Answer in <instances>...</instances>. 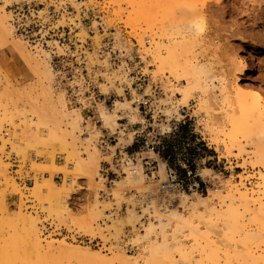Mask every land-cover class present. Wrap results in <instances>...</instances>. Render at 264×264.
Here are the masks:
<instances>
[{
	"label": "rangeland",
	"instance_id": "374dc122",
	"mask_svg": "<svg viewBox=\"0 0 264 264\" xmlns=\"http://www.w3.org/2000/svg\"><path fill=\"white\" fill-rule=\"evenodd\" d=\"M180 1L183 2V0ZM257 3H262V8L257 7ZM156 4L151 5L150 3H148L145 5H141L138 0H0V15H8L10 18L8 19L10 20L9 23L13 26V30L11 29L12 33L10 35H7L8 37L6 36L7 39L6 37H4L0 40V94L4 93L3 96H7L10 94L12 95L13 93L12 96H9L10 100L8 96L7 98H5L0 95L2 97L0 98V159L3 163L5 161V163H7H4V169L7 170L5 174L7 176L4 178V176L2 177V175H0V193L4 194L3 204L7 209L8 214L15 215L17 212L21 211L31 216L34 215L41 231L42 240H54L56 243L64 241L65 243L69 242L68 244L74 246L91 248L93 250L99 251L106 258L112 256L113 253H117L120 251L131 256V258L134 260L138 259L136 260L138 261V264H146L145 254L148 252L149 248L152 245L154 246V244H160V242H163L165 238L167 241H169L166 242L169 246V250L172 249L171 253L174 252L173 260L176 262L175 264H183L181 257L178 255V250L176 251V249L178 248V244H183V246L185 244V248L188 253L191 252L190 254L192 257V262L196 263L197 261H199V253L193 251L195 242L190 239V232L188 233V230H186L187 228L179 230L180 233H178V231L176 232V234H172L176 228L174 227L175 223L172 224V222H169L170 220H168L167 218L168 216L170 217V214L172 212H174L173 208H176L178 211L176 209L175 210L179 214L180 211H183L181 212L183 217L185 216L188 218L189 215L190 218L194 217L193 225H198L200 227V229L198 227L201 233L200 234L198 231V233L200 234L199 237L202 234L204 235L205 233L213 234V228H210L213 230L212 232H209L211 230H209L207 224L206 225L208 229H205V223H199V215L201 214L202 210H198L200 211V213L198 214L197 209H202V206H204V209L206 207L207 211L204 210V213H202L203 215H201L203 216V218L206 217L205 219H209L210 217L207 218V216L210 212L211 207L215 206V208L212 209H217V212L219 210L222 211V207L223 209L225 208V211L229 207L230 202V204L234 202L233 204L235 206H238L239 203L236 199L238 196H236L235 201H233V199L231 200V196H229L230 200L227 198L229 188H236L238 186V188L240 187V189L242 190L244 189V185L245 188L257 191V187L259 186V184H261L260 175H264V171L259 167H253L252 162H254V159L250 157L252 155V148L247 146L245 152L246 154L240 153L237 150L234 151L235 149H231V152H225L224 148L227 147H224L222 145V143H224L223 141L225 137L223 138V135L220 133L217 136L215 133H213L214 130L212 128H214V126L213 124H211L212 120L216 119L217 122L220 121L221 117L223 116L222 109H225V102L230 101L229 96L232 99L235 98V95H233L234 93H232L233 91L231 89V86L229 87L226 84H224L225 86H223L222 83L218 82L194 83L190 86V83H186V81H182V77L180 78L181 71H179L178 74H175L178 78H180L177 80V78H175L176 76H171V74L166 70L162 71L159 67V64L157 65V63L154 62L152 55L153 53H155L156 47L159 44L161 45V43L164 44L168 42V35H164V33H166L165 25L164 27L160 25V23L158 25V22L160 21L159 18L162 19L161 17H163H160V15H164V8L161 7L163 6V4ZM232 4L230 5L225 2V4L223 3L222 5H220V7H216L217 12L221 17H213L212 21H215V26H213V23H208L205 26L206 28H204V30L200 34H198L200 35V39L203 42L201 46L199 45L195 48V52L199 56L200 60H202L203 58L205 59L202 60L203 62H206L208 59H210L208 61H214L215 63L212 66H210L209 64L208 71L210 72L212 70V73L215 72L216 75H219L224 62L227 60L225 56V50L227 49L226 45H228V48L235 47V50L236 48H238L236 51L239 54L238 56L246 55L252 67L251 71L245 76V83L249 84L246 92L253 93L254 91L256 93V91L261 90V92H264L262 88L264 86V0H233ZM224 5L227 8L226 10H224L222 7ZM145 7L147 9L146 12L143 10V8ZM234 8L238 10L245 9V11L248 10L247 12H252L256 9L257 13L256 11L254 13L259 14L258 17L260 16V22H258L257 25L255 24V22L257 21H254V19H251L249 21L248 18L242 17V15L240 16L237 13H230V11ZM157 12L160 13V15L155 14ZM259 12L261 13V15ZM142 13H147L150 21L151 19H154L153 22L155 23L153 24L155 25L153 26V29L149 28V25L147 26V24L143 21V19H147V16H144L145 18L142 19V17L140 16L142 15ZM229 13L233 16H229ZM232 21L234 22V24H238L237 26H240V29L244 30V33L242 30H240L245 36L244 40H241L240 37L239 39L237 37H233L234 40L233 38H229V36L231 35L229 34L228 26H230V23H233ZM251 21L253 24L251 23ZM215 23L218 25H216ZM188 25H190L188 22L184 24V30H189ZM254 28L256 32H253ZM142 29L144 31L147 29L144 32L145 35L142 34L143 37H141V33H143ZM159 29H162V31H159ZM214 32L217 33L215 34V36ZM226 33H228L229 36ZM255 33H257L258 35ZM201 35L203 36L201 37ZM259 35L263 36H260V38H258ZM1 36L2 35L0 34V38ZM224 37H226L225 41ZM238 40L240 42H245V44H243L245 46L237 44L240 43ZM223 41L224 43H226L223 44ZM255 42L258 43V45ZM203 43L206 44H204L203 46ZM220 43H222V45ZM36 46L44 52L38 53V50L40 49H38ZM35 48L38 50L35 51ZM199 48L203 50H199ZM36 53L39 55H34ZM32 57H35V59H37V62L41 59V62L43 64L45 63L47 65V68H49L48 73L50 74L47 75L45 73V70L47 69L45 65L41 66L40 64L42 63L39 64V62L38 65L36 61L34 62V58ZM211 57L213 59L215 58L217 62L219 61L218 63L221 62L222 66L220 64H216L217 62L215 61V59L213 60ZM27 58L30 60H28ZM259 63L262 64L260 65ZM32 67H34V69ZM43 67L45 68L43 69ZM249 78L251 80H249ZM5 83H7L8 85H6L7 90L4 87ZM50 83L52 84L53 90H55L54 92H52V87L51 89L47 87V85ZM118 85H120V88H118ZM123 85L129 88L130 92L127 95L124 94V90L122 89ZM204 85L206 86V89L203 88ZM42 86L47 87L52 92L51 96L54 93L55 94L52 97L47 96L48 89H44ZM184 86L185 88L187 86L188 88L190 87L193 89H191L190 93L188 94L190 96L187 102H185L186 97L181 93L182 90L185 89ZM86 87L87 90H85ZM9 88H12L11 92ZM42 88L47 92H45L47 94L45 97ZM13 89L16 91H14ZM77 89H80L78 90V92H80L81 90L82 92L78 93L76 91ZM24 90L25 94L23 95L22 93H24ZM21 91L23 92L21 93ZM112 91H116L118 95L122 96V99L119 98L116 100L114 98V95L110 96V93H112ZM59 93L61 95H63L64 93V98L66 99L69 110L75 109V111H78L79 109V112L82 115L80 124L82 128H80V131L77 130L76 134V136H79V139L78 136L75 137V139L79 140H75L76 148L72 149V147L74 146H72L71 143H73L74 141L71 142L70 139V144L67 145L66 149L69 153L70 149L72 152L75 149L76 151L74 152H77L75 154H79V156H75L74 153L71 152L70 155L72 156L73 154V156L69 159L67 158V160L70 162H67L65 158L66 162L62 165L58 164L59 155L69 157V153L68 155H66L67 152L63 151L61 145H57L55 148H53V150L55 151L47 148L46 149L48 151H46V146H43L42 144H39L38 146L37 144L32 145L31 148L28 146V144L25 146L28 141H25L26 143L24 142L23 138L26 137L24 136L26 133H22V131L24 132L29 129L34 130V123L36 122V117L34 120L32 111L29 110L31 113L27 112L26 114V111L24 110L26 109L28 111L27 108H32V103H30V100L33 101L36 96L34 101H37V98H39L36 104L38 105L39 103L40 105L41 100L47 102L48 99L51 98L50 101H52V99H56L53 101L59 104V100L61 99L60 97H63ZM16 94L18 97L16 96ZM56 94L57 98H59L58 100L57 98H55ZM37 95L39 97H37ZM58 95L60 97H58ZM79 95L82 96L80 97ZM83 96L85 98V103L87 104V106L89 105L88 103L90 101V106L87 107L85 103L83 104L85 105L84 107L83 105H80L81 100H84ZM87 96L90 98H88ZM3 102L7 103L6 108L1 107V104H3ZM95 102L97 103V105ZM14 104H16V109L14 107ZM114 105L117 108L116 111L114 110ZM17 106L20 108L22 106L20 110H24V112L18 111L19 108ZM25 106H27V108ZM220 107L222 109H220ZM75 111H73V113L71 114H75ZM112 112L114 114H112ZM21 113H25V116ZM212 115H215L216 118ZM209 116L214 119L210 120L211 118ZM219 116H221L220 119ZM30 120L34 123L31 124ZM208 120L210 122L209 124L211 125L208 124ZM216 120H214V122ZM26 121L27 124H25ZM29 123L31 125H29ZM68 124H70L69 121L67 124H65L67 125V127L64 125L67 131L72 129V126ZM15 125H17V127ZM14 126L17 130L16 135L14 134V131L16 132ZM28 126L32 128H29ZM20 127L23 129H21ZM229 129H227V131ZM108 135L110 136L109 144H111L108 145V149L113 153V155L111 156L105 155V149H102L101 147L103 138L109 137ZM89 136H91L92 138H90ZM88 137L89 139H87ZM82 138L84 140H82ZM214 138L219 140L218 146L221 147H218L211 142V139ZM15 139H17L16 142L14 141ZM226 139L227 138H225V140ZM4 141L5 143H3ZM11 142L13 143L11 144V146L13 147H10L9 143ZM17 142L20 144H18ZM145 142L156 144L159 143L160 151H163V156L165 155V159L168 160L169 165L179 171H181V163H183V161L189 163L191 167L199 169V171H202L204 169L205 172L203 177L206 182L204 191L197 194L196 192H193V194L174 192L169 195L168 193H161L157 187L160 182H163L166 179V176H164V174L166 175L165 165H163L164 163L162 164L161 160L158 161L160 163L158 172V175L160 173L159 181H153V183L148 179L147 176H145V174H142L143 170L141 166L143 160L145 158H150L152 160L157 158L152 152L147 151ZM226 142H228V140H226ZM14 144L17 145H15L14 147ZM2 145L4 146V149ZM93 145L95 146L93 147ZM24 146L27 147L26 150ZM33 146L35 149L33 148ZM40 146H42V148H40ZM95 147L98 154L93 150L95 149ZM109 147L112 148L110 149ZM77 148H79V150ZM249 150L250 153H247V151L249 152ZM41 151L44 153H42ZM116 151H120L122 154H124L125 152H127L128 154H134L132 160H129L127 158L130 163L128 164V166H126L128 168H123V171L125 170L124 174L119 172L115 166L116 163L114 160H116L117 158V154H115ZM9 152H11V154ZM37 152H39L40 154H37ZM92 153L99 155L97 157L101 156V160L100 158H98V174L93 179H90L88 177L87 179L85 177L86 179H79L76 181L74 180L75 182L72 183V191H74L75 193H73L74 195L71 194L72 197L70 196V199L67 200V208L64 209V211L60 215L52 213V207H50L51 205L46 195L42 194L41 197L39 196L40 198H38L36 195H34V192L31 189L33 186H35L36 183L40 182V179L42 180L44 178L52 179V181H54L57 185L62 183V180L55 179V176L59 173H55L53 176L52 174L47 173V170L49 169V160L47 158L53 157V162L58 166L66 165L65 168L67 172L70 171L71 176H74L72 175V171L74 169L71 167H74V164L76 165L80 157L88 158V156L90 157ZM53 154L54 156H52ZM124 156L127 157V155ZM18 157H20V161L18 160ZM38 159H41V161ZM135 161H138V165ZM41 164H43L44 166ZM250 164L253 168L250 166ZM131 165H136L137 167H132ZM243 165H246V167H244ZM108 166H111V169H113V171L116 170V173L118 175L116 174L113 176L112 174H109L110 179H106V177L104 178L103 175L105 171H108ZM131 168L137 169V171H139L142 175L138 172L139 174L136 173L138 177L134 176L133 173L129 172ZM23 169L27 171V174ZM42 169L46 170V172ZM17 170H20V172H17ZM76 172L77 171H74V173ZM34 173L36 174L34 175ZM100 173L102 175H100ZM18 174L21 178L18 177ZM126 174H128V177H130L129 180L125 179ZM208 175L209 177L214 176V178L212 177L213 179L210 178L209 180ZM29 176H33L32 183L26 182ZM34 176L37 178H34ZM134 177L137 179H135ZM139 177L140 180H143L140 181V184L138 181ZM96 180L98 182H96ZM112 181H114L115 183ZM117 182H119V184H117ZM142 182L143 184H141ZM210 182H214V185L212 183L210 184ZM148 183H152L153 186L152 184L148 185ZM254 183L256 184V186ZM103 185L105 189H102ZM230 185L232 187H230ZM12 186L15 187L16 192L12 189ZM214 187H216L217 189H215ZM102 190H104L105 192H103ZM207 190L210 191L207 192ZM175 195H177L178 197ZM183 196L187 197H185V203L188 201L186 205L181 203L184 199ZM206 196L208 200L201 201L202 198ZM142 198L145 199L142 201ZM161 198H163L164 200H162ZM173 198L176 200L179 198L177 203ZM134 199H136V201ZM154 199H156L157 201ZM222 199L224 200V203H222ZM168 200L170 203L168 202ZM151 201L153 203H151ZM162 201L163 203L165 202V205L162 203ZM208 201L210 203H208ZM46 202L47 204H49V206L45 205ZM72 202L75 203L72 204ZM190 202L194 203L192 204ZM202 202H206L205 205H203ZM150 203L152 205H150ZM189 203L191 205V209L188 208L190 206ZM196 203L197 205H195ZM200 203L201 206L198 205ZM28 204L32 205L30 206ZM158 205L159 207H156ZM194 205L198 207L200 206L201 208L197 207V209H192ZM39 208L42 210L40 211ZM156 209L159 214L156 213ZM252 209L255 214H253L252 210L248 214L247 212H242L244 211V209H239L240 213H245L243 214V221H241L240 224H244V227L248 229L247 231L252 234V240L254 241V243L249 245L251 247L253 257L259 259L260 256L264 257V213L262 214L258 212L259 214H256L257 210L254 209V207H252ZM72 210H74V212ZM160 211L162 214L165 212L167 216L165 215L159 217V215L161 214ZM190 211L193 212V214H197L199 219H196L197 215L195 217V215L192 214L193 217H191L192 215ZM131 213L133 216L130 215ZM82 214H84V216L88 215V217L85 218L86 225L84 226H82L79 221V217L82 216ZM155 215H157L158 217ZM76 216H79V219ZM211 217L212 218L210 219L213 220V222L217 221L212 213ZM161 219L163 220V222ZM165 221L171 224L164 225ZM189 221L192 222V219ZM162 225H164L165 227L163 228ZM149 226L153 227L150 229V232ZM170 226L174 229H172ZM161 228L163 229V231L161 230ZM164 231H166L167 233H165ZM163 232L166 234V236L165 234L163 235ZM175 235L178 236V238ZM186 235L187 237H190L187 238ZM171 236L175 237V242L174 238ZM162 238L163 240H161ZM237 239L238 238H236V240ZM202 240L203 239L200 238L199 242H203ZM148 243L151 245L149 246ZM173 244L175 246V250L173 249ZM147 246L148 248L146 249ZM195 256L196 258H194ZM142 257L144 258L142 259ZM28 259L36 261V259L32 257H29ZM157 264L166 263L161 261Z\"/></svg>",
	"mask_w": 264,
	"mask_h": 264
},
{
	"label": "bare ground",
	"instance_id": "6f19581e",
	"mask_svg": "<svg viewBox=\"0 0 264 264\" xmlns=\"http://www.w3.org/2000/svg\"><path fill=\"white\" fill-rule=\"evenodd\" d=\"M139 3L141 5H145V4H148L150 3L151 5L153 4H156L157 2L160 4H163V7L164 10V15H160V13H155V14H159L160 17L162 19L159 18V22H158V25L160 23V25H162L164 27H166V33H164L165 36L168 35V42L167 43H161V45L159 44L157 47H156V51L155 53H153L152 55V58L154 59V62L157 63V65L159 64V67L162 71H167L171 74V76H176L175 74H178L179 71H181V75H180V78L182 77V81H186V83H190L189 85H193L194 83H214V82H218V83H222L223 86H225L224 84H226L227 86H231V89H232V93H234L233 95H235V98L232 99L230 96H229V100L228 102H225V109H222L220 107V109L223 110V116H219V119L220 121L219 124L217 122L216 119L214 118H211L210 116V120L214 119L216 120L215 123L214 120H212V123L214 128H212L214 130L213 133L217 135L222 134L223 135V138H227L226 140H228V142H226L225 138H224V143H222V145L224 147H227V148H224L223 150L225 152H231V149H235L234 151H239L240 153H245L246 152V147H251L252 148V152H251V156L253 159H254V162H252V165L253 167L257 168L259 167L260 169H263L264 171V92H261V91H256V93L253 91V93H247L246 89H248L247 87H249V84L248 83H245V76L247 73H249L252 69L251 65H250V62L248 61V58L246 57V55H240L238 56L239 54L236 52L238 48H236L235 50V47L234 48H228V45H226V58L227 60L224 62L223 66H222V63H218L215 59V61L217 62L216 64H220L222 66L221 68V72L219 73V75H216L215 72L212 73V70L209 72L208 71V66L210 64V66H212L215 62H211V61H208L210 59H206L207 61L203 62L202 60H200L199 56L196 54L195 52V48L198 47L199 45L201 46L202 44V40L200 39V34L204 28H206L205 26L209 23H213V26L214 25V22L212 21L213 20V17L215 18L216 16H220V14L217 12V8L216 7H220V5H222L223 3L225 4V2H227L228 4H232L233 0H183V2H181L180 0H138ZM235 1V0H234ZM156 4V5H159V4ZM236 3V2H235ZM257 7H261L262 8V3H257ZM229 6V5H228ZM233 6V4H232ZM256 6V4H255ZM224 10H226V6H222ZM231 7V6H230ZM235 7V6H234ZM256 7V8H257ZM141 8V7H140ZM233 8V7H232ZM236 8V7H235ZM233 9L230 11V13H237L238 15H242V17H246L249 19V21L251 19H254V21H257L255 22V24H257L259 21V17L258 15L259 14H255L254 12L256 11V9L252 12H247L244 10H238V9ZM142 9V8H141ZM222 9V8H221ZM229 9V8H228ZM231 9V8H230ZM143 10L146 12V7L143 8ZM251 11V10H250ZM142 12V11H141ZM140 12V13H141ZM221 12V11H220ZM227 12V11H226ZM228 13V12H227ZM229 13V14H230ZM257 13V11H256ZM260 13V12H259ZM264 14V13H263ZM2 15V14H1ZM0 15V34L3 36H1L0 40L3 39L4 37H6L7 35H10L12 33V24L9 23L10 19L8 15H5L3 14L2 16ZM222 15V14H221ZM261 15V13H260ZM143 18H145L144 16H147V13L140 15ZM151 16V15H150ZM157 16V15H156ZM223 16V15H222ZM229 16H233L232 14H230ZM236 16V15H235ZM263 16V15H262ZM158 17V16H157ZM221 17V16H220ZM241 18V17H240ZM262 18V17H261ZM149 22H148V20ZM147 19H143V21L147 24V26L149 25V28L153 29V26L155 24L154 19L150 21V19L148 18L147 16ZM157 19V18H156ZM219 19V18H218ZM222 20H225V19H222ZM238 21V20H237ZM253 21V20H252ZM251 21V23H252ZM143 22V23H144ZM188 22L190 25L189 26V30H184L183 26L184 24ZM233 22V21H232ZM241 22V21H240ZM239 23V22H238ZM243 23V22H242ZM157 24V23H156ZM216 24V23H215ZM253 24V23H252ZM254 24V26H255ZM218 25V24H216ZM238 24H234V22L231 24L230 23V26H228V31H229V34L231 36H229L228 33V36L229 38H233V37H237L239 39V37L241 38V40H244L245 39V36L243 35L244 33V30L240 29L238 26ZM240 25H243V24H240ZM258 25V24H257ZM260 25V24H259ZM262 25V24H261ZM264 25V24H263ZM209 26V25H208ZM252 26V27H254ZM159 27V26H158ZM257 27V26H256ZM148 28V27H147ZM148 28V29H149ZM209 28V27H208ZM215 28V27H214ZM12 29V30H11ZM165 29V28H164ZM216 29V28H215ZM218 29V28H217ZM147 30V29H146ZM145 30V31H146ZM214 30V29H212ZM242 30L243 33L240 31ZM247 30V29H246ZM258 30V29H256ZM143 29H142V32L141 33V37H143L142 34H144L145 32ZM153 31V30H152ZM155 31V29H154ZM159 31H162V29ZM217 31V30H216ZM224 32V31H222ZM246 32V31H245ZM253 32H256L255 31V28H254V31ZM258 32V31H257ZM262 32V31H261ZM148 33V32H147ZM213 33V32H212ZM260 33V32H259ZM215 33L214 32V36H215ZM246 34V33H245ZM257 34V33H255ZM262 34V33H261ZM145 35V34H144ZM220 35V34H219ZM258 35V34H257ZM203 35H201L202 37ZM218 36V35H217ZM260 36H263V35H259L258 38H260ZM8 37V36H7ZM6 37V39H7ZM257 37V36H256ZM159 38V37H158ZM206 38V37H205ZM223 38V37H221ZM225 38L224 37V41H225ZM257 38V39H258ZM162 39V38H161ZM218 39V38H217ZM143 40V38H142ZM204 40V39H203ZM227 40V39H226ZM234 40V38H233ZM263 40V38H262ZM260 40V41H262ZM148 41V40H147ZM218 41V40H217ZM222 41V40H221ZM224 41L222 42L223 44ZM239 41V40H238ZM250 41V40H249ZM248 41V42H249ZM257 41V40H256ZM146 42V40H145ZM157 42V41H156ZM240 42V41H239ZM258 42V41H257ZM158 43V42H157ZM218 43V42H217ZM222 43H220L222 45ZM256 43V42H255ZM204 44L206 43H203V46ZM233 44V43H232ZM237 44H240L241 46H245L243 44H245V42H240V43H237ZM249 44V43H248ZM258 45V43H256ZM261 45V43H260ZM219 46V45H218ZM231 46V45H230ZM247 46V45H246ZM249 46V45H248ZM256 46V45H255ZM37 47V46H36ZM143 47V46H142ZM19 48V47H18ZM38 49H40L39 47H37ZM202 48V47H201ZM205 48V47H204ZM221 48V47H219ZM224 48V47H223ZM240 48V47H239ZM252 48V46H251ZM250 48V49H251ZM38 49L35 48V51H37ZM242 49V48H241ZM249 49V50H250ZM258 49V48H257ZM199 50H203V49H200ZM242 51V50H241ZM247 51V50H246ZM251 51V50H250ZM39 52H44L43 50L41 51L38 50V53ZM148 52V51H147ZM224 52V51H223ZM144 53H145V50H144ZM205 53V52H204ZM255 53V52H254ZM33 54V53H32ZM206 54V53H205ZM228 54V55H227ZM244 54V53H243ZM34 55H39V54H34ZM149 55V54H148ZM252 56V55H251ZM145 57V56H143ZM205 57V56H204ZM34 58V62L36 61L37 62V59H35V57H32ZM225 58V57H224ZM28 59V58H27ZM144 59V58H143ZM250 59V58H249ZM30 60V59H28ZM205 60V59H204ZM42 60L40 59L39 64L42 63L41 62ZM31 62V61H30ZM37 62V64H38ZM209 62V63H208ZM223 62V61H222ZM263 63V61H262ZM261 63V64H262ZM38 64V65H39ZM260 64V63H259ZM260 64V65H261ZM36 65V64H35ZM41 66L45 65V67L47 68V65L44 63L40 64ZM259 65V66H260ZM38 67V66H37ZM40 67V66H39ZM43 67V69L45 68ZM34 69V67H32ZM48 69V71H47ZM45 70V73L48 75L50 73L49 72V68H47ZM214 69V68H213ZM259 69V68H258ZM261 69V67H260ZM216 70V69H215ZM263 70V69H262ZM261 70V71H262ZM220 71V70H219ZM260 72V71H259ZM44 73V72H43ZM42 73V74H43ZM44 73V74H45ZM264 73V72H263ZM43 74V75H44ZM45 76V75H44ZM249 76V75H248ZM46 77V76H45ZM178 79L177 76L175 77ZM176 80V79H174ZM249 80H251L249 78ZM263 80V79H262ZM264 83V82H263ZM4 84V83H3ZM51 84V83H50ZM48 84L47 87L49 89H51L52 87V84L50 85ZM93 84V83H92ZM91 84V85H92ZM7 83H5V89L7 88ZM50 85V86H49ZM46 86V85H44ZM42 86L44 89H46L47 87H44ZM88 86V85H87ZM120 86V85H118ZM124 86V85H123ZM202 86V85H201ZM75 87V86H73ZM126 87V86H125ZM206 86L204 85V89ZM250 87H253V86H250ZM258 87V86H257ZM261 87V86H260ZM42 88V90H43ZM47 88V89H48ZM97 88V87H96ZM95 88V89H96ZM123 88V87H122ZM136 88V86H135ZM185 88V86H184ZM263 90H264V86L262 87ZM260 88V89H262ZM48 89V90H49ZM72 89V87H71ZM85 89V88H83ZM98 89V88H97ZM192 88H188L186 86V88L184 90H182V94L186 97L185 98V102L188 101V98L190 95H188L190 93V90ZM7 90V89H6ZM10 92L12 90V88H9ZM8 90V91H9ZM14 90V89H13ZM41 90V91H42ZM48 95L46 94V90H43L44 92V97L47 95L49 97H52L51 96V93L54 92L55 90H53V87H52V92L48 91ZM78 90L80 89H77L76 91L78 92ZM87 90V87L86 89ZM193 90V89H192ZM254 90V88H253ZM256 90V88H255ZM5 91V90H4ZM16 91V90H14ZM18 91V90H17ZM245 91V92H244ZM7 92V91H6ZM9 92V93H10ZM23 91H21L22 93ZM46 92V93H45ZM58 92V91H57ZM61 92V91H60ZM82 92V90L80 91ZM78 92V93H80ZM129 92V91H128ZM249 92V91H248ZM83 93H84V90H83ZM246 93V94H245ZM4 93H1L0 95H2V97H5L7 98V96H12L10 95H4ZM23 95L25 94V90H24V93H22ZM27 94V93H26ZM42 94V93H40ZM60 94V93H59ZM75 94V93H74ZM127 94V93H126ZM231 94V93H230ZM248 94V95H247ZM39 95V94H38ZM37 95V97H39ZM61 95V94H60ZM83 95V94H82ZM81 95V96H82ZM17 96V94H16ZM31 96V95H30ZM29 96V97H30ZM43 96V95H42ZM57 98V94L55 95ZM63 97H60L58 95V97H60L61 99L59 100V104H57L56 102H54L53 100H56V99H52V101H50L51 98L48 99L47 102H44L43 100H41L40 102V105L38 103V105L36 104V102H38V99L37 98V101H31L30 100V103L32 108H27V106H25L28 111L26 109H24L26 111V114L27 112L29 113L30 111H32V114L34 116V120H35V117H36V122H31L30 120V123H34L35 126H34V130H31L29 128H32V127H29L28 129L29 130H26V131H22V133H26L24 136H26L24 139V142L25 141H28L25 146L28 144L29 147H31L32 145H36L37 146L39 144H42L43 146H46L45 149H51L53 150V148H55L57 145H61L63 151L67 152L66 155H68V151L66 150L67 149V145L70 144V141H74L72 144V149L73 148H76V145H75V140L77 141L79 139V136H78V139H75L76 134H77V130L80 131V128H82V126L80 125L81 124V119H82V115L81 113L79 112V109L78 111H75L74 110H69V107L66 103V99L64 98V93L63 95H61ZM80 96V95H79ZM80 96V97H81ZM0 96V98H2ZM18 97V96H17ZM43 97V99H44ZM79 97V98H80ZM88 97V96H87ZM93 97V96H92ZM91 97V98H92ZM233 97V96H232ZM84 98V96H83ZM90 98V97H88ZM228 98V97H227ZM232 100H231V99ZM14 99V97H13ZM59 98H57L58 100ZM73 99V98H72ZM87 99V98H86ZM9 100H10V97H9ZM28 100V99H27ZM80 100V99H79ZM92 100V99H91ZM3 101V100H2ZM8 101V100H7ZM12 101V100H11ZM61 101V103H60ZM84 101H85V98H84ZM94 101V100H93ZM225 101V100H224ZM223 101V103H224ZM6 102V101H5ZM18 102H21V101H18ZM72 102V101H71ZM80 102V101H78ZM222 102V101H221ZM16 103V102H15ZM24 103V102H23ZM75 103V102H74ZM96 103V102H95ZM6 104L7 103H4L1 104V107L3 108H6ZM17 104V103H16ZM16 104H14V107L16 106ZM29 104V102H28ZM90 106V101L88 103ZM115 104V103H114ZM3 105V106H2ZM22 105V103H21ZM70 105V104H69ZM81 105V104H80ZM85 105L87 106V104L85 103ZM83 105V107L85 106ZM93 105V104H92ZM91 105V106H92ZM95 105V104H94ZM97 105V103H96ZM19 106V105H18ZM17 106V107H18ZM24 106V105H23ZM87 106V107H88ZM117 106V104H116ZM74 107V106H73ZM80 107V106H78ZM95 107V106H94ZM115 107V105H114ZM19 110L18 111H21V112H24V110H20L22 108L18 107ZM116 108V107H115ZM114 110L116 111L117 108ZM16 109V107H15ZM73 109V108H72ZM77 109V108H76ZM30 110V111H29ZM119 110V109H118ZM72 111V112H71ZM73 111H75L74 113L75 114H71L73 113ZM113 111V110H112ZM114 112V111H113ZM112 112V114H114ZM31 113V112H30ZM25 116V113H21ZM31 114V116H32ZM221 114V113H220ZM100 115V114H99ZM213 117L215 115H212ZM102 118V117H101ZM100 118V119H101ZM216 118V116H215ZM218 118V117H217ZM30 119V118H29ZM99 119V120H100ZM71 120V121H70ZM84 120V119H83ZM82 120V121H83ZM123 120V119H121ZM222 120V121H221ZM68 121L70 122V126H72V129L67 131L65 129V126L67 127V124ZM103 121H104V118H103ZM29 122V121H28ZM102 122V121H101ZM29 123V125H31ZM209 120H208V124H209ZM221 123V124H220ZM27 124V121L26 123ZM97 124V123H96ZM207 124V125H208ZM209 124V125H211ZM18 125V124H17ZM17 125H15L17 127ZM65 125V126H64ZM119 125V124H118ZM219 125V126H218ZM1 126V125H0ZM15 126H14V129H15ZM19 126V125H18ZM25 127V126H24ZM97 127V126H96ZM107 127V126H106ZM219 129H217V128ZM21 128V127H20ZM19 128V129H20ZM230 128V129H229ZM23 129V128H21ZM27 129V127H26ZM122 129V128H121ZM210 129V130H212ZM227 129H229L227 131ZM16 130V129H15ZM14 131V130H13ZM82 131V130H81ZM88 131V130H87ZM121 131V130H120ZM101 132V131H100ZM108 132V131H107ZM127 132V131H126ZM134 132V131H133ZM17 133V130L16 132L14 131V134L16 135ZM21 133V132H20ZM129 133V132H128ZM212 133V134H213ZM79 134V133H78ZM104 134V133H103ZM211 134V133H210ZM14 135V137H15ZM113 135V134H112ZM20 136V135H19ZM22 136V135H21ZM94 136V135H93ZM106 136V135H105ZM109 136V135H108ZM214 136V135H213ZM23 137V136H22ZM22 137H21V140H22ZM90 138H92L91 136H89ZM89 137L87 139H89ZM103 138V137H102ZM218 138V137H217ZM71 139V140H70ZM81 139V138H80ZM20 140V139H19ZM70 140V141H69ZM82 140H84L82 138ZM91 140V139H90ZM223 140V139H221ZM6 141V140H5ZM5 141L3 143H5ZM15 142L17 141V139L14 140ZM79 141V140H78ZM94 141V140H93ZM10 142V141H9ZM22 142V141H21ZM99 142V141H98ZM101 142V140H100ZM211 142L215 145H219V140H217L216 138L214 139H211ZM210 142V143H211ZM18 143V142H17ZM136 143V142H135ZM221 143V142H220ZM10 144V147H13L11 146V144H13L12 142L9 143ZM20 144V143H18ZM22 144V143H21ZM24 144V143H23ZM31 144V145H30ZM79 144V143H78ZM15 145L17 144H14V147ZM99 145V143H98ZM161 145V144H160ZM3 146V145H2ZM21 146V145H20ZM23 146V145H22ZM24 146V147H25ZM95 145H93L94 147ZM23 147V148H24ZM28 147V148H29ZM36 147V146H35ZM69 147V146H68ZM70 147V148H71ZM98 147V146H97ZM100 147V146H99ZM218 147H221V146H218ZM32 148V147H31ZM34 148V146H33ZM40 148H42V146H40ZM110 148V147H109ZM112 148V147H111ZM110 148V149H111ZM217 148V147H216ZM2 149V148H1ZM3 149H4V146H3ZM2 149V150H3ZM9 149V148H8ZM14 149V148H13ZM22 149V148H21ZM20 149V150H21ZM27 149V147H25V150ZM35 149V148H34ZM44 149V147H43ZM46 149V151H48ZM60 149V148H58ZM61 149V150H62ZM79 150V148H77ZM93 149V148H92ZM103 149V148H102ZM147 149V148H146ZM38 150V149H37ZM35 150V151H37ZM94 152L96 151V147L95 149H93ZM98 150V149H97ZM106 150V149H105ZM19 151V150H18ZM22 151V150H21ZM24 151V149H23ZM55 151V150H53ZM58 151V150H57ZM74 151H76L74 149ZM72 152L71 149H70V153H74L75 156H79V154H75L77 152ZM91 151V150H90ZM148 151V150H147ZM26 152V151H25ZM42 152V151H41ZM50 152V151H49ZM52 152V151H51ZM62 152V151H61ZM81 152V151H80ZM92 152V151H91ZM112 152V151H111ZM163 152V151H162ZM165 152V151H164ZM2 153V152H1ZM11 154V152H9ZM8 153V154H9ZM20 153V152H19ZM22 153V152H21ZM24 153V152H23ZM36 153V152H35ZM33 153V154H35ZM44 153V152H42ZM54 153V152H53ZM64 153V152H63ZM69 153V157H65L66 160L67 158L69 159L70 157L72 156L70 155ZM79 153V151H78ZM97 153V151L95 152ZM116 153V152H115ZM239 153V154H240ZM247 153H250V150L249 152L247 151ZM14 154V152H13ZM27 154V153H26ZM37 154H40L39 152H37ZM51 154V153H50ZM55 154V153H54ZM54 154L52 156H54ZM98 154V153H97ZM97 154H91V156L89 157V153H88V158L87 157H80L76 163V165L74 164V167L72 166L71 168H73L74 170L72 171L74 176H71V172L66 170V165L65 166H58L56 165L54 162H53V157H48L47 159L49 160V165H48V170H47V173H50L52 174V176L56 173H62L63 174V181L62 183L60 184H55L54 181H52V179L50 178H44V179H40V182L36 183L35 186H33L31 189L32 191L34 192V195H36L38 198L41 197V195H46L49 203H50V207H52V213L56 214V215H60L64 209L67 208L68 205L67 204V200L70 199V196L71 194L75 193L74 191H72V183H74L76 180H79V179H86L87 177L90 178V179H93L96 177V175L98 174V168H99V159L101 160V156L100 157H97L99 155ZM246 154V153H245ZM21 155V154H20ZM30 155V154H29ZM113 155V153H112ZM137 155H138V152H137ZM162 155V154H161ZM47 156V155H46ZM56 156V155H55ZM61 156V155H59ZM85 156V155H84ZM15 157V156H14ZM170 157V156H169ZM249 157V156H248ZM20 157H18V160L20 161L19 159ZM28 158V156H27ZM45 158V157H44ZM116 158V157H115ZM142 158V157H141ZM10 159V158H9ZM12 159V158H11ZM150 159V158H149ZM156 159V158H155ZM8 160V159H7ZM30 160V159H29ZM41 161V159H38ZM42 160H45V159H42ZM73 160V159H72ZM39 161V162H40ZM57 161V160H56ZM159 161V160H158ZM253 161V160H252ZM6 162V161H5ZM4 162V163H5ZM10 162V161H9ZM46 162V161H45ZM48 162V161H47ZM67 162H70L67 160ZM75 162V160H74ZM136 162V161H135ZM184 162V161H183ZM251 162V161H250ZM1 159H0V175H2V177L4 176V178L7 176L5 174V172L7 171L6 169H4V165L7 164L5 163L4 164ZM20 163V162H19ZM37 163V161H36ZM41 163V162H40ZM114 163V161H113ZM116 163V162H115ZM130 163V161H129ZM137 165H138V161L136 162ZM12 164V163H11ZM39 164V163H38ZM59 164V163H58ZM160 164V163H159ZM163 164V163H162ZM246 164V163H245ZM19 165V164H18ZM26 165V164H25ZM43 165V164H41ZM47 165V164H46ZM60 165V164H59ZM115 165V164H114ZM164 165V164H163ZM30 166V165H29ZM44 166V165H43ZM132 166V165H131ZM136 166V165H134ZM132 166V167H134ZM140 166V165H139ZM244 167H246V165H243ZM251 166V164H250ZM111 167V166H110ZM137 167V166H136ZM142 167V166H141ZM164 167V166H163ZM252 167V166H251ZM252 167V168H253ZM46 168V167H45ZM44 168V169H45ZM101 168V167H100ZM124 168V167H123ZM125 168H128V167H125ZM195 168V167H194ZM27 169V168H26ZM42 169V170H44ZM68 169V168H67ZM130 169V168H129ZM128 169V170H129ZM132 169V168H131ZM243 169V168H242ZM24 171H26L25 169H23ZM30 170V169H29ZM118 170V169H117ZM126 170V171H128ZM207 170V169H205ZM20 172V170H17V172ZM46 172V170H44ZM74 171H77L76 173H74ZM125 171V170H124ZM209 171V170H208ZM29 172V171H28ZM34 172V170H33ZM43 172V171H42ZM41 172V173H42ZM106 172V171H105ZM114 172H117L116 170H114ZM130 172V171H129ZM128 172V173H129ZM139 171H137L138 173ZM204 169L201 171V174L204 175ZM207 172V171H206ZM15 173V172H14ZM24 173V172H23ZM46 173V174H47ZM102 173V171H101ZM100 173V175H102ZM126 173V172H125ZM140 173V172H139ZM138 173V174H139ZM210 173V172H209ZM16 174V173H15ZM26 174H27V171H26ZM36 173H34L35 175ZM105 174V173H104ZM117 174V173H116ZM141 174V173H140ZM143 174V173H142ZM141 174V175H142ZM206 174V173H205ZM216 174V173H215ZM19 175V174H18ZM17 175V176H18ZM30 175V174H29ZM41 175V174H40ZM118 175V174H117ZM121 175V174H120ZM131 175V174H129ZM133 175V174H132ZM212 175V174H211ZM27 176V175H26ZM24 176V177H26ZM104 176V175H103ZM159 176H160V173H159ZM164 176H166L164 174ZM218 176V175H217ZM216 176V177H217ZM20 177V175L18 176ZM30 177V176H29ZM39 177V176H38ZM42 177V176H41ZM86 177V178H85ZM128 174H126V178L125 179H130V177H128ZM136 177H138L136 175ZM214 178V176H212ZM212 177H209L208 175V178L210 180V178ZM21 178V177H20ZM34 178H37L34 176ZM87 178V179H88ZM105 178V177H104ZM103 178V179H104ZM135 178V177H134ZM133 178V180H134ZM160 178V177H159ZM212 178V179H213ZM259 178V177H258ZM7 179V178H6ZM10 179V178H9ZM132 179V177H131ZM137 179V178H135ZM149 179V178H148ZM8 180V179H7ZM37 180V179H35ZM75 180V181H74ZM142 180V179H141ZM140 177L138 179L139 181V184H140ZM150 180V179H149ZM218 180H219V177H218ZM260 180H261V184H259V186L257 187L258 190L254 191V190H250L248 188H245V186L243 185V188L244 189H240V187L238 188V186L235 188H229L228 189V199L230 200L229 196H231V200L233 199V201H235V198L236 196H238L236 199H237V202L239 203L238 206H235L233 203L230 204L229 203V207L224 211L223 207H222V211H217L215 209H212V208H215L214 207H211L210 209V212L215 216L216 220L215 222H213V220H211L210 218L211 217V213L209 212L208 217H210L209 219H205L203 218V214L204 213V210H206L207 208L205 207L204 209V206H202L203 208L202 209H197L198 206H195L197 205V203L192 207V209H197V212L198 214L200 213V211L198 210H202L201 211V214L199 215L200 216V222L199 223H202L206 226H204V228L206 229L207 228V225H208V228L209 232H212V230L214 231L213 234L211 233H205L204 235L202 234L200 237L199 235L201 234L200 233V227L198 225H193V220H194V217L193 215H196L197 214H193V212H191V217L193 218H190V215L188 218L187 217H183L182 216V213L183 211H180V214L178 212H176V208H173L174 212H172L170 214V217L168 216V220H170L169 222H172V224L175 223L174 227L175 228V231L172 233V234H176V232H178L179 230H182L183 228H187L186 230H188V233L189 235L192 237H190V239H192V241L195 242L194 244V249L193 251L194 252H198L199 253V261H197L196 263H193L192 262V257H191V252L188 253V251L186 250V246L184 244L180 245L178 244V248L176 249V251L178 252V255L181 257V260H182V263L183 264H264V257L260 256L257 257L259 259H256L255 257H253V254H252V251H251V247L249 244H253L254 241L252 240L253 236L252 234H250L244 227V224H240L241 221H243V213L242 212H247L248 214L251 212H253V209L252 207H254V209H256L257 213L256 214H259V213H264V175H260ZM259 180V181H260ZM2 181V179H1ZM10 181V180H9ZM23 181V180H21ZM143 181V180H142ZM152 181V180H151ZM163 181V180H162ZM213 181V180H212ZM12 182V181H11ZM34 182H37V181H34ZM96 182H98L96 180ZM114 182V181H112ZM121 182V181H119ZM119 182H117V184H119ZM133 182V181H132ZM153 182V181H152ZM208 182V181H207ZM19 183V182H18ZM93 183V182H92ZM106 183V182H105ZM115 183V182H114ZM147 183V182H145ZM144 183V184H145ZM154 183V182H153ZM213 184L214 182H210V184ZM216 183V182H215ZM219 183V182H218ZM228 183V182H227ZM230 183V181H229ZM14 184V183H13ZM107 184V183H106ZM143 184V182L141 183ZM152 184V183H151ZM148 183V185H151ZM157 184V182H156ZM208 184V183H207ZM220 184V183H219ZM245 184V183H243ZM255 184V183H254ZM258 184V183H257ZM15 185V184H14ZM102 185V184H101ZM147 185V184H146ZM155 185V184H154ZM214 185V184H213ZM10 186V185H9ZM16 186V185H15ZM32 186V185H31ZM74 186V185H73ZM153 186V184H152ZM151 186V187H152ZM256 186V184H255ZM230 187H232L230 185ZM253 187V185H252ZM107 188V187H106ZM215 189H217L216 187H214ZM12 189L16 192L15 190V187L12 186ZM102 189H105L104 188V185H103V188ZM135 189V188H134ZM156 189V188H155ZM208 189V187H207ZM213 189V188H212ZM11 190V189H10ZM13 191V192H14ZM96 191V190H95ZM103 192H105L104 190H102ZM137 191V190H136ZM210 191V190H207V192ZM18 192H19V189H18ZM153 192V191H152ZM216 192V190H215ZM108 193V192H107ZM146 193V192H145ZM144 193V194H145ZM150 193V192H149ZM148 193V194H149ZM230 193V194H229ZM20 194V193H19ZM102 194V193H101ZM147 194V195H148ZM171 194V193H168V195ZM193 194V193H192ZM191 194V195H192ZM197 194V193H196ZM211 194V193H210ZM74 195V194H73ZM92 195V194H91ZM106 195V194H105ZM132 195V194H131ZM157 195V194H156ZM160 195V194H159ZM183 195V194H182ZM40 196V197H39ZM94 196V195H93ZM134 196V195H133ZM142 196V195H140ZM146 196V195H145ZM149 196V195H148ZM173 196V194H172ZM171 196V198H172ZM177 196V195H175ZM180 196V195H179ZM208 196V195H207ZM207 196L206 197H203L201 201L203 200H208L207 199ZM235 196V197H234ZM72 197V196H71ZM103 197V196H102ZM164 197V196H163ZM178 197V196H177ZM184 197V199H183ZM182 197V204H187V202L185 203V199L187 198L186 196H183ZM186 197V198H185ZM4 194L0 193V264H138V259L134 260L131 258V256L127 255L126 253L124 252H117V253H113L112 256L106 258L104 255H102L99 251L97 250H93L91 248H85V247H78V246H74V245H71V244H68V243H65L64 241L63 242H58L56 243L54 240V242L51 240V241H47V240H42L41 238V231L39 229V226H38V223L33 216L31 215H28L26 213H23L21 211L17 212L15 215H11V214H8L7 213V209L5 208L4 206ZM30 198V197H29ZM32 198V197H31ZM105 198V197H104ZM148 198V197H147ZM166 198V197H165ZM189 198V197H188ZM73 199V198H72ZM138 199V198H136ZM136 199H134L136 201ZM145 199V198H144ZM142 198V201L144 200ZM151 199V198H150ZM162 200H164L163 198H161ZM174 199V198H173ZM198 199V197H197ZM196 199V200H197ZM152 200V199H151ZM156 200V199H154ZM176 200V199H174ZM179 200V198L176 200V203L177 201ZM190 200V199H189ZM75 201V199H74ZM138 201V200H137ZM140 201V200H139ZM157 201V200H156ZM155 201V202H156ZM161 201V200H160ZM167 201V200H165ZM199 201V199H198ZM200 201V202H201ZM224 200L222 199V203ZM69 202V201H68ZM77 202V201H76ZM141 202V201H140ZM145 202V201H144ZM169 202V200H168ZM167 202V203H168ZM236 202V203H237ZM32 203V202H31ZM71 203V201H70ZM75 203V202H72V204ZM143 203V202H142ZM148 203V201H147ZM151 203H153L151 201ZM150 203V205H152ZM159 203V202H157ZM163 203V201H162ZM165 203V202H164ZM163 203V204H164ZM170 203V202H169ZM190 203H194V202H190ZM189 203V205H190ZM206 202H202L203 205H205ZM208 203H210L208 201ZM180 204V203H179ZM30 205V204H28ZM32 205V204H31ZM30 205V206H31ZM34 205V204H33ZM45 205H48L47 202ZM44 205V206H45ZM165 205V204H164ZM163 205V206H164ZM188 205V206H189ZM201 206V203L198 204ZM237 205V204H236ZM43 206V205H42ZM71 206V205H70ZM96 206V205H95ZM154 206V205H153ZM162 206V205H161ZM199 206V207H200ZM212 206V205H211ZM38 207V206H37ZM156 207H159L156 206ZM198 207V208H199ZM244 209V211H242L240 213L239 209ZM42 208V207H41ZM71 208V207H70ZM191 209V205L188 207ZM201 208V207H200ZM217 208V207H216ZM34 209V208H33ZM40 209V208H39ZM69 209V207H68ZM155 209V208H154ZM158 209V208H157ZM156 209V213L159 214V212L157 211ZM176 209V210H175ZM189 209V210H190ZM209 209V208H208ZM221 209V208H220ZM30 210V209H29ZM35 210V209H34ZM42 209H40L41 211ZM159 210V209H158ZM171 210V209H170ZM170 210H169V213H170ZM215 210V211H214ZM38 211V210H37ZM74 212V210H72ZM178 211V210H177ZM207 211V210H206ZM205 211V212H206ZM213 211V212H212ZM44 212V211H43ZM51 212V211H50ZM187 212V211H186ZM259 212V213H258ZM161 213V211H160ZM167 213V212H166ZM185 213V212H184ZM164 214V215H163ZM161 213L159 215L160 216H165V212L164 213ZM253 214H255V212H253ZM64 215V214H63ZM86 215V214H85ZM90 215V214H89ZM113 215V214H112ZM131 216L132 213L130 214ZM169 215V214H168ZM186 215V214H185ZM187 215V216H188ZM207 215V214H206ZM261 215V214H260ZM157 216V215H155ZM167 216V215H166ZM202 216V217H201ZM205 216V215H204ZM262 216V215H261ZM77 218L79 216H76ZM88 217V215L84 216V214H82V216H80V223L82 224V226L86 225V221H85V218ZM158 217V216H157ZM78 218V219H79ZM162 218V217H161ZM187 218V219H186ZM202 218V219H201ZM214 218V219H215ZM160 219V218H158ZM157 219V220H158ZM164 219V218H163ZM192 219V222L189 221ZM197 220L199 219L198 218V215H197ZM162 220V219H161ZM160 220V221H161ZM167 220V221H168ZM246 220V219H245ZM78 221V220H77ZM220 221V222H219ZM163 222V220H162ZM161 222V223H162ZM167 223L165 221V224H171V223ZM217 222V223H216ZM219 222V224H218ZM245 223V222H244ZM207 224V225H206ZM217 224H218V227H217ZM159 225V224H158ZM162 225V227L164 228L165 226ZM168 226V225H167ZM166 226V227H167ZM150 227V226H149ZM171 227V226H170ZM199 227V229H198ZM153 228V227H150L149 228V232L151 231L150 229ZM168 228V227H167ZM172 228V227H171ZM207 228V229H208ZM210 228H213V229H210ZM218 228V229H217ZM174 229V228H172ZM62 230V229H61ZM161 230L163 231V229L161 228ZM165 230V229H164ZM167 230V229H166ZM251 230V229H250ZM264 230V229H263ZM185 231V230H184ZM199 231V233H198ZM208 231V230H207ZM148 232V233H149ZM165 233H167L166 231H164ZM163 232V235L165 234ZM186 232V231H185ZM204 232V231H203ZM202 232V233H203ZM252 232V231H251ZM180 233V231L178 232ZM177 233V234H178ZM187 233V232H186ZM187 233V234H188ZM145 235V234H144ZM179 235V234H178ZM166 236V234H165ZM176 236V235H175ZM173 237V236H171ZM178 238V236H176ZM187 237V235H186ZM187 237V238H189ZM164 238V237H163ZM163 238L161 240H163ZM167 238V237H166ZM174 238V242H175V237ZM203 239L202 241L203 242H199V239ZM236 238H238L236 240ZM180 241H181V238H180ZM179 241V242H180ZM191 241V242H192ZM150 242V240H149ZM154 242V241H153ZM160 242V241H158ZM166 242H169L167 241L165 238L163 240V242L161 241L160 244L157 243L156 245L154 244V246L152 245L148 252L145 254V261H146V264H157V263H160L161 261L165 262L166 264H175L176 262L173 260V253L172 252V249L169 250V246ZM178 242V243H179ZM183 242V240H182ZM175 244V243H174ZM173 244V249L175 250V246ZM76 245V244H75ZM148 245L150 246L151 244L148 243ZM148 248V246L146 247V249ZM172 248V247H171ZM96 249V248H95ZM145 249V250H146ZM241 249V250H239ZM122 250V249H121ZM261 250V249H260ZM112 252V251H111ZM110 252V253H111ZM254 252V251H253ZM176 253V252H175ZM197 253V255H198ZM264 253V252H263ZM143 254V253H142ZM194 254V253H193ZM258 254V253H257ZM106 255V254H105ZM255 256V255H254ZM29 257H32V258H35L36 261H32L30 259H28ZM144 257H142L143 259ZM196 258V256L194 257ZM259 260H262V261H259ZM28 261V262H27ZM145 263V262H144Z\"/></svg>",
	"mask_w": 264,
	"mask_h": 264
},
{
	"label": "built area",
	"instance_id": "2783aa9c",
	"mask_svg": "<svg viewBox=\"0 0 264 264\" xmlns=\"http://www.w3.org/2000/svg\"><path fill=\"white\" fill-rule=\"evenodd\" d=\"M85 103L84 100H81L80 104L83 105ZM109 137H104L101 143V147L104 149H108L109 144ZM145 147L147 148L148 151L152 152L156 159H148L145 158L142 163V170L143 174L147 176L150 180L152 181H159V162L158 160H161L162 163L165 165V170H166V179L163 182H160L158 184V190L161 193H199L203 192L206 186L205 179L203 175L201 174V171L199 169H195L190 166L189 163L183 162L181 163V171L171 167L168 163V160L164 159L161 156V151L159 148V143H149L145 142ZM124 155H127L125 157ZM133 153L128 154L125 152L122 154L121 152H118L116 160V168L118 169L119 172L124 174L123 167L128 166L129 160H132L133 158ZM119 157V158H118ZM127 158L129 160H127ZM164 159V160H163ZM58 162L60 165L65 163V157L64 156H59L58 157ZM71 166V165H70ZM108 171L105 172L104 177L106 179H110L109 174H112L113 176L116 175V172L111 169L110 166L107 168ZM131 173L136 176L137 169L133 168L130 170ZM55 179H59L63 181V174L59 173L55 176ZM33 181V176H30L26 182L32 183Z\"/></svg>",
	"mask_w": 264,
	"mask_h": 264
},
{
	"label": "crops",
	"instance_id": "0c3cea01",
	"mask_svg": "<svg viewBox=\"0 0 264 264\" xmlns=\"http://www.w3.org/2000/svg\"><path fill=\"white\" fill-rule=\"evenodd\" d=\"M122 87V86H121ZM118 88H120V86H118ZM123 90H124V94H128L130 91H129V88L126 86H123V88H122ZM129 91V92H128ZM126 94V95H127ZM112 95H114V98L117 100V99H122V96L121 95H118L117 93H116V91H112V93H110V96H112ZM111 98V97H110ZM111 145V144H110ZM120 152V151H119ZM115 154H118V151H116V153ZM105 155H107V156H111L112 155V152H111V150H109V149H106L105 150ZM108 164V163H107Z\"/></svg>",
	"mask_w": 264,
	"mask_h": 264
},
{
	"label": "trees",
	"instance_id": "16d2710c",
	"mask_svg": "<svg viewBox=\"0 0 264 264\" xmlns=\"http://www.w3.org/2000/svg\"><path fill=\"white\" fill-rule=\"evenodd\" d=\"M161 154H162L161 156H162V157L165 159V155L163 156V153H162V151H161Z\"/></svg>",
	"mask_w": 264,
	"mask_h": 264
}]
</instances>
